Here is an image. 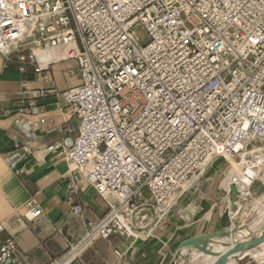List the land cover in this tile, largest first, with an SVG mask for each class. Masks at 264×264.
Masks as SVG:
<instances>
[{"label": "built area", "instance_id": "1", "mask_svg": "<svg viewBox=\"0 0 264 264\" xmlns=\"http://www.w3.org/2000/svg\"><path fill=\"white\" fill-rule=\"evenodd\" d=\"M72 42L60 60L76 66L62 75L75 70L79 82L58 90L49 73L56 61L37 51ZM0 56L4 67L17 60L22 73L31 65L45 84L20 81L17 106L4 111L24 134L6 153L10 166L30 153L28 130L44 122L28 118L35 99L60 94L76 119L64 152L71 192L84 178L108 205L98 221H86L84 240L152 237L212 159L264 149V0H0ZM254 165L248 158L244 173ZM42 215L31 196L18 220ZM70 249L49 264H70ZM0 264L32 263L10 237Z\"/></svg>", "mask_w": 264, "mask_h": 264}, {"label": "crops", "instance_id": "2", "mask_svg": "<svg viewBox=\"0 0 264 264\" xmlns=\"http://www.w3.org/2000/svg\"><path fill=\"white\" fill-rule=\"evenodd\" d=\"M63 48L48 49L49 53L37 52L40 59L56 61L49 73L58 90L79 82L75 70L73 75L65 74V77L70 76L68 79L62 75L65 69L76 66L74 59L60 60L65 58L61 56ZM3 62L0 56V221L6 228L0 233V244L12 237L29 263L58 261L72 248L70 264H115L117 261L121 264H208L206 257L193 248L182 250L184 259H180L179 243L196 235L222 232L242 224L248 225V230L241 231L240 239L251 233L258 236L263 231L262 212L261 215L248 208L264 198L262 150L260 164L254 163L256 168L261 167L259 177L252 181L247 191L242 192L237 186L241 198L236 202L235 210L231 209L227 189L230 180H225L226 170L238 160L219 156L211 161L204 176L182 197L177 209L153 229L152 237L141 240L111 235L84 240L86 221H98L108 205L84 178L76 181L75 191L71 192L70 164L64 152L77 134L76 119L64 106L60 94L35 99L36 112L28 118H43L44 122L28 130L30 153L10 166L6 153L18 141L15 136L24 134L14 124L13 117L4 115V111L17 106L16 90L20 81H26L30 88L42 89L45 84L39 75L34 74L31 65H27L22 73L17 69V60L8 67H4ZM31 196L38 199L43 215L34 223L19 221L24 203ZM109 200L113 201L112 197ZM244 200L248 201V206L244 205ZM73 204L81 205L80 216L71 213ZM222 240L226 245L230 244L226 236ZM236 255L237 261H230V264H264V244L241 250Z\"/></svg>", "mask_w": 264, "mask_h": 264}, {"label": "water", "instance_id": "3", "mask_svg": "<svg viewBox=\"0 0 264 264\" xmlns=\"http://www.w3.org/2000/svg\"><path fill=\"white\" fill-rule=\"evenodd\" d=\"M229 192L231 209L235 210L237 207L236 202L241 198V192L235 184L229 185ZM244 202V205L248 206V201L244 200ZM244 202L241 204L243 205ZM248 208H251L256 213L261 214L262 212V219H264V198L260 199L257 205L248 206ZM242 230H248V225L242 224L241 226H233L222 232L200 234L187 238L179 243V258L184 259L182 250L185 248H193L206 257V263L208 264H230V261L235 262L238 259L237 252L264 244V229L258 236H253V233H251L248 237L240 239ZM225 236L230 240L229 245H226L222 240V237ZM171 264L176 263L173 262Z\"/></svg>", "mask_w": 264, "mask_h": 264}, {"label": "bare ground", "instance_id": "4", "mask_svg": "<svg viewBox=\"0 0 264 264\" xmlns=\"http://www.w3.org/2000/svg\"><path fill=\"white\" fill-rule=\"evenodd\" d=\"M72 47H75L73 42L64 45L63 51L61 53V56L62 57H66L67 50L69 48H72ZM46 50L45 51L39 50L38 53L39 54L46 53V52L49 53L48 49H46ZM51 56L53 57V54ZM54 57H55V55H54ZM48 58H50V57H48ZM46 60H48V59H46ZM226 156L233 157L232 155H226ZM238 156H239V160L235 161L234 163H232L228 167V169L226 170V180L225 181L228 182L229 180L232 179L233 176L237 177V179H238L237 186L241 189L242 192H244V191L248 190L250 184L252 183V179L259 177V174H260V171H261V167H257L256 168V166L254 165L253 169L252 170L249 169L248 170L249 171L248 175H246L244 173V166L247 164L248 158H251L252 162H254L255 164H258L260 162L261 157H262V148L254 147L248 153V157H247L246 153H244V152L240 153ZM233 158H235V157H233ZM261 164L264 167V161ZM229 183H230V181L228 182V185H229ZM227 189H229V186H228ZM112 199H113V197H112Z\"/></svg>", "mask_w": 264, "mask_h": 264}, {"label": "rangeland", "instance_id": "5", "mask_svg": "<svg viewBox=\"0 0 264 264\" xmlns=\"http://www.w3.org/2000/svg\"><path fill=\"white\" fill-rule=\"evenodd\" d=\"M189 23L191 24V25H196L197 23H198V21H199V19H198V17L196 16V15H194V14H192L190 17H189ZM137 34H138V37L141 39V40H146V38H147V34H146V32L143 30V29H138L137 30ZM38 52V51H37ZM127 93V89L126 88H124L123 90H122V94H126ZM236 159V158H235ZM236 160H239L238 158L236 159Z\"/></svg>", "mask_w": 264, "mask_h": 264}]
</instances>
